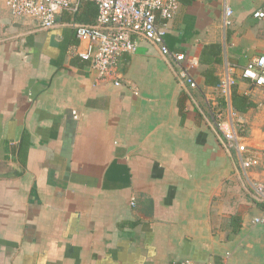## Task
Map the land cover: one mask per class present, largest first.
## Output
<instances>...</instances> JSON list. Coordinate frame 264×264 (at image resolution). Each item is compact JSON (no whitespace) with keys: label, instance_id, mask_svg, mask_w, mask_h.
<instances>
[{"label":"crops","instance_id":"obj_1","mask_svg":"<svg viewBox=\"0 0 264 264\" xmlns=\"http://www.w3.org/2000/svg\"><path fill=\"white\" fill-rule=\"evenodd\" d=\"M179 3L165 44L192 62L195 89L143 40L120 58L119 86L101 80L78 55L88 42L75 26L97 14L87 0L49 29L0 0V264H264L261 204L204 117L208 101L230 105L248 147H264V90L239 77L264 54L252 16L264 0ZM226 65L229 104L217 89ZM249 179H263L260 167Z\"/></svg>","mask_w":264,"mask_h":264},{"label":"built area","instance_id":"obj_2","mask_svg":"<svg viewBox=\"0 0 264 264\" xmlns=\"http://www.w3.org/2000/svg\"><path fill=\"white\" fill-rule=\"evenodd\" d=\"M4 6L15 20H30L35 28H52L57 15L63 11L75 14L82 0H2ZM97 8L93 25H76L75 37L88 42L85 50L78 53L97 71L101 80L110 79L115 86L120 85L118 64L123 55H132L137 51L138 41H148L158 47L160 55L172 61L171 67L178 81L195 89L190 69L192 62L183 53L172 52L165 44L166 25L179 11V0H87ZM232 9L225 5L223 25L231 24ZM252 16L264 23V12L255 11ZM232 67L226 65L221 73L217 89L226 103H230L232 89L237 79ZM239 77L253 87L264 90V54L251 59L239 71ZM207 119L226 152L234 151L243 176L248 180L249 189L261 204V213L252 223L264 225V147L260 150L248 147L244 135V121L227 106L224 114L217 105L208 101ZM264 112V104L261 105ZM74 119H77L74 113ZM260 167L263 179H249V172ZM135 205V199L130 200ZM169 264H194L190 260ZM211 264V263H208Z\"/></svg>","mask_w":264,"mask_h":264},{"label":"trees","instance_id":"obj_3","mask_svg":"<svg viewBox=\"0 0 264 264\" xmlns=\"http://www.w3.org/2000/svg\"><path fill=\"white\" fill-rule=\"evenodd\" d=\"M182 1L184 4H189L190 2H192V0H180ZM233 107L238 108L237 104H235V99H233ZM26 133L24 134V138L22 140V142L19 145V149H18V154L22 157L26 154L27 151V141L25 139Z\"/></svg>","mask_w":264,"mask_h":264}]
</instances>
